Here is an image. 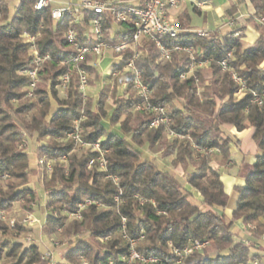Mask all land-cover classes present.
<instances>
[{
  "label": "trees",
  "instance_id": "16d2710c",
  "mask_svg": "<svg viewBox=\"0 0 264 264\" xmlns=\"http://www.w3.org/2000/svg\"><path fill=\"white\" fill-rule=\"evenodd\" d=\"M249 2L255 17H264V0ZM33 3L34 0H19L10 13L5 0H0V176L8 175L5 188L0 187V210L7 211L21 200L24 210H34L38 194L27 187L33 169L27 154L19 149V145L27 146L33 141L37 167L38 160L52 161L49 173L41 167L46 217L39 234L54 239L60 236L69 246L56 264H119L128 251L124 235L144 236L136 250L145 258L160 260L149 264H172L174 255L168 244L181 248L195 240H207L209 245L202 254L190 255L186 264H264L260 244L264 238V97L261 105L251 101L252 92L264 91V26L256 24L263 32L252 44L245 45L237 29L210 31L203 37L185 31V21L179 17L182 31L175 38L160 41L169 47L192 48L196 58L210 61L195 72V77L183 80L179 76L186 71L185 54L173 53L169 60L160 62L158 50L150 41L127 51L126 57L137 50L146 53L135 61V66L143 83L152 90L150 103L165 107L171 118L168 127L150 128L153 114L134 111L140 99L131 89L130 75L113 78L103 85L97 99H92L79 90L77 73L69 64L74 50L65 35L70 29L78 42L87 44L89 24L99 18L104 39L115 45L131 42V26L85 11L76 14L77 25L71 24L73 13L54 21L50 7L38 11ZM22 34L34 35L38 54L49 55L38 71L32 97L26 96L29 78L20 72L32 67ZM229 52L233 57L228 61L229 70L222 71L219 62ZM92 59L88 55L79 63L88 74L90 87L101 79ZM68 71L69 83L60 94V77ZM231 71L247 87L248 95L239 101L234 98L237 85L230 77ZM123 82L127 84L126 91L118 96L117 86ZM104 120L110 128L117 127L118 133L108 132ZM75 121L79 122L83 141L102 139L105 171L98 168L96 151L77 153L73 141L66 138ZM228 127L237 132L250 129L257 147L254 162L241 167L244 184L233 187L237 199L230 217L224 214L228 196L221 181V170L230 167L231 162V139L224 133ZM168 130L174 137L166 136ZM143 146L162 158H171L170 165L183 175L184 184L176 176L160 171L154 160H143L138 150ZM106 174L117 177V185L106 179ZM184 185L200 194L199 203L205 210ZM116 195L119 202L114 201ZM85 200L100 206H87L80 218L67 220L66 213L74 212ZM238 220L251 228L234 230ZM26 232L18 222L10 226L0 219V264L50 262L41 260L42 253L35 242L18 239Z\"/></svg>",
  "mask_w": 264,
  "mask_h": 264
},
{
  "label": "built area",
  "instance_id": "2783aa9c",
  "mask_svg": "<svg viewBox=\"0 0 264 264\" xmlns=\"http://www.w3.org/2000/svg\"><path fill=\"white\" fill-rule=\"evenodd\" d=\"M178 5L179 0H34L33 8L39 11L50 7V17L54 21L62 19L66 13H73L75 16L71 22L72 25L78 24L79 18L76 14L80 11L90 12L97 16L107 15L115 24L124 23L130 25L132 29L131 42H122L115 45L106 42L104 39L102 21L99 18L91 20L89 24L88 35L90 42L87 44L78 42L75 32L70 29L65 35L68 44L74 50V54L69 58V64L71 71L77 73L79 90L86 96L88 74L83 68L79 67V63L90 55L93 58L91 61L92 65L97 67V60L103 56V53L106 50L111 51L113 54V63L109 75L112 78L124 77L127 75L131 76V89L140 99L134 111L152 113L153 115L149 122V127L158 128L160 126L168 127L171 123V118L166 113L165 107L150 103L152 90L147 84L143 83L141 73L135 66V61L145 56L146 53L137 50L129 57H126L125 53L132 50L134 45L139 46L142 42L147 41L153 42L155 48L158 50V61L160 62L169 60L173 53H183L188 57V62L186 71L179 76L180 80L190 76L195 77V72L198 69L207 67L210 61L208 59L202 60L196 58L195 51L192 48H182L180 46L169 47L160 41L161 38H175L182 31L179 23L169 16V11L176 9ZM197 6H200V4H197ZM254 19L257 24L264 26V17H255L254 15ZM233 24V20L226 19L223 25L232 27ZM194 32L203 37L208 36L210 33L208 30H196ZM233 36H237V33H234ZM21 37L28 46V51L32 57V67L24 68L20 72L29 78L26 96L32 97L33 88L38 82V71L41 69L43 62L49 59V55L42 56L38 54L35 47L36 37L34 35L22 34ZM232 58V53L229 52L226 57L219 62L222 71L229 70L228 61ZM69 75L70 71L60 77V94H63L69 83ZM230 77L237 85V89L234 93L236 101L242 100L248 95L245 82L240 79L234 71H231ZM195 81L197 82L196 78ZM262 97H264V91L261 94L258 92L251 93V101L257 105H261ZM166 136L171 138L174 137V134L172 131L168 130ZM66 138L73 141L76 150L90 149L91 151H96L98 153L96 158L98 168L102 171L106 170L107 160L104 158L105 152L100 149V142L102 139L92 143L83 141L80 137V126L78 121L73 123V129L67 133ZM20 147H23V145H20ZM92 163L93 160L89 162L88 167L92 165ZM38 165L42 167L46 173H49L52 168V161L38 160ZM7 178V174L0 176V184H3ZM105 178L110 179L115 185L118 183V178L110 174H106ZM114 201L119 202V195L114 196ZM140 203L142 204L143 200H140ZM151 203L154 205L152 201ZM90 205L100 206L92 200H85L78 204L74 212L66 213L67 220L80 218V212ZM0 219L10 226L18 222L14 217H9L8 212L4 210H0ZM19 224L26 229L41 226L40 220L28 213L19 221ZM124 224L125 219L123 218L122 230L124 229ZM245 227L251 228L250 225H242L241 229ZM143 237V235H140L138 238H129L126 235L123 236L128 251L119 259V264H133L136 261L141 264L160 262V260L155 257L145 258L138 253L136 246L143 240ZM23 241L29 244L34 243L31 236L24 237ZM46 241H50L54 247L59 245L54 238L43 235L41 237V242L44 243ZM208 245L209 243L207 240H195L181 248L173 247L169 243L168 247L174 255L172 264H186V259L190 255L194 253L202 254ZM40 258L41 260L51 261L52 253L49 251L42 253ZM81 264H87V262L82 261ZM107 264H115V262L109 261ZM247 264H257V262L248 261Z\"/></svg>",
  "mask_w": 264,
  "mask_h": 264
},
{
  "label": "crops",
  "instance_id": "0c3cea01",
  "mask_svg": "<svg viewBox=\"0 0 264 264\" xmlns=\"http://www.w3.org/2000/svg\"><path fill=\"white\" fill-rule=\"evenodd\" d=\"M242 1V2H241ZM8 4V0H5ZM241 2V3H240ZM19 0L17 1V4ZM240 3V4H238ZM15 4V6H17ZM200 4V6H197ZM237 4V5H236ZM14 6V7H15ZM235 8V9H234ZM235 10V12L231 13V10ZM191 10L193 13L197 14L204 21L205 26L198 30H208L211 32H225V31H233L234 29L238 30L241 34V40L245 45L252 44L257 37L261 34V30L256 28V21L254 19V9L250 4L249 0H179V5L176 9L169 11V16L179 23V17L182 16L185 21V31H195L191 28L190 16L188 15V11ZM226 19H231L234 21L232 27L224 26V22ZM116 29L117 27L114 26ZM111 54V56L109 55ZM108 56L110 59H107ZM97 71L100 74V82H98L95 86L87 87L86 97L97 99V93L102 89L103 85L111 83L113 78L109 75L110 68L113 63V54L111 51L106 50L103 53V56L97 60ZM107 64V69L102 73L103 65ZM264 66V62L262 64ZM105 68V67H104ZM121 78V77H117ZM127 85L126 83H121L117 86V95L122 96L126 91ZM224 133L227 137L231 139V143L229 144V150L231 153V162L230 167L224 169V172L221 173V181L223 184V190L225 194L229 198V205L227 202L226 208L224 209V214L227 217H230L231 212L235 209L237 196L233 192V187L236 185H243L244 182L241 177V167L242 165H251L254 162V155L252 156L251 152H243L241 150V142L248 137L251 138L250 129H245L241 132H237L233 127L225 128ZM237 161L240 162L238 164V171L233 174L234 167L237 165ZM186 191L195 199L200 200V194L190 186L186 185ZM10 212L15 213L13 206ZM8 211V210H7ZM32 214V212H26V214ZM9 215V214H8ZM33 215V214H32ZM34 216V215H33ZM35 217V216H34ZM36 218V217H35ZM238 228L241 230L242 223L241 220L236 221ZM36 227H32L27 229V231L34 230ZM39 229V227H37ZM41 235V234H40ZM43 235H41L42 237ZM43 243V242H41ZM261 246L264 248V238L261 241ZM264 255V254H263ZM62 257V256H60Z\"/></svg>",
  "mask_w": 264,
  "mask_h": 264
},
{
  "label": "rangeland",
  "instance_id": "374dc122",
  "mask_svg": "<svg viewBox=\"0 0 264 264\" xmlns=\"http://www.w3.org/2000/svg\"><path fill=\"white\" fill-rule=\"evenodd\" d=\"M17 1L18 0H8V6L10 9V13H13L14 6H15V4H17ZM188 15L190 16V20H191L190 26L195 31L198 29H201L205 26L202 18L199 17L197 14L193 13V11L189 10ZM114 26L117 27L116 25H114ZM261 32H263V31L261 30ZM109 55L111 56V54H109ZM106 57H107V59H110L108 56H106ZM107 64H108V62L105 65H103V67H102L103 69L101 70L102 73H104V70L107 69L106 68ZM103 124L106 126L108 132L118 133L117 127L110 128L107 124V121H105V120L103 121ZM21 145H23V147H20V145H19V149H21V151H23L27 154L30 166L33 169V172L31 174V182L28 184L27 187L35 189L37 191L38 198H39L38 201L33 206L34 210L32 211V214L37 219H39L40 222L42 223L45 221V217H46V209L44 206L45 195H44V192H43L42 187H41V179L44 176L45 170L43 171V169H41V167H39V168L37 167V159L34 155V147H33L34 143H33V141H29L27 143V146L24 143ZM240 147H241V150H243V152H247V151L251 152L252 156L254 155V150H255V154L257 152V147H256L255 143L249 137L241 142ZM138 150L140 151L143 160H145V159L146 160H148V159L154 160L156 166L158 167V169L160 171L168 172L171 175L176 176V178H178V180L184 184L183 175H180L176 169L171 167V165H170V159L171 158H169V157L162 158V156L160 154H153V153L149 152L147 150V147H145V146L139 147ZM81 151H83V150H76L75 149V152H77V153H79ZM238 164H240L239 161H237V165L233 168L234 169L233 174L236 173V171H238V166H239ZM223 172H224V170L222 169L221 173H223ZM5 185H6V182H4L3 184H0V187L5 188ZM183 188L186 190V185H184ZM229 202L230 201L228 198V205H229ZM195 203L202 210H205V206L200 204L199 201H195ZM21 205H22V202H20V201L17 203H14L12 205L16 214L10 212L12 208L8 209V211H7L9 214V217H14L16 219V221H18V223H19V221H21V219L24 217V215H26V212H28V211L24 210ZM234 230L240 231V229L237 226V222L234 223ZM27 236L32 237V239L34 240L35 244L38 246V249L41 253H45L47 251L52 253L51 261L48 264H56L58 261L60 262V259H61L60 256H62L63 253L69 248V246L66 243L65 244L63 243V238L60 236H57L55 238V241L59 243L58 246L54 247L50 241H46L44 243H41V235L39 234V230L37 229V227L34 230L27 231L26 233L20 234L18 239L23 240V238L27 237Z\"/></svg>",
  "mask_w": 264,
  "mask_h": 264
}]
</instances>
